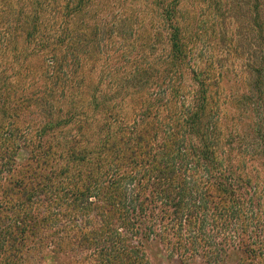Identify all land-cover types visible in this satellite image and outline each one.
<instances>
[{"label": "trees", "instance_id": "1", "mask_svg": "<svg viewBox=\"0 0 264 264\" xmlns=\"http://www.w3.org/2000/svg\"><path fill=\"white\" fill-rule=\"evenodd\" d=\"M136 1L0 5V264H264V0Z\"/></svg>", "mask_w": 264, "mask_h": 264}, {"label": "rangeland", "instance_id": "2", "mask_svg": "<svg viewBox=\"0 0 264 264\" xmlns=\"http://www.w3.org/2000/svg\"><path fill=\"white\" fill-rule=\"evenodd\" d=\"M5 1H11L13 3V10L14 12L18 11V9L20 8V4H16V0H0V5H4ZM136 3H138L137 7L135 8L134 11H136L135 13L141 12L142 9H144V1L141 2V0H137ZM15 14V13H14ZM16 15H13L12 19L15 20ZM12 19L9 21V25L12 26V31L11 34L12 35H20L19 33L21 32L18 29V25L16 22H13ZM232 24V21H230ZM8 26V27H10ZM3 33V32H2ZM1 36V35H0ZM3 36V35H2ZM232 60H234V62L236 63L235 65V71L232 70L231 68V75H230V79L231 82L230 84L228 83V79H227V89H228V93H235L238 91H242V90H248V86L251 84L252 79L250 78V76L246 75L245 79L246 82H244L243 77L240 79H235V77L233 75H237L239 74L240 70H239V60L236 58H233ZM15 59V53L13 52V50H10L9 52H3L1 46H0V90L1 89H6L8 91V94L10 96V99H12L13 101H15V103H18L20 106L24 107L23 109V113L24 116L22 120H20L18 123L13 125L12 131L14 130H18L20 129L18 132L20 133H16L15 131L13 133H15L14 135H17L18 138H21L22 135L24 134H34L36 131V125H38L40 119L38 117V115L36 114V108L35 107H30L27 108L28 106V102L33 99L36 100V97H32L31 94H33V92L37 91V89H39L38 87H33L34 85H32V81H30L33 76L37 77L38 75L36 74V71L34 72L33 75L30 76V74L27 75V73L25 74L23 68H21V66H19L16 62ZM21 75V77L23 78H18L19 76L17 75ZM251 79V81H250ZM243 82V83H242ZM244 85V87H243ZM13 119V118H11ZM11 121V120H10ZM236 123L239 125V128L237 129V131H244L246 129V125H245V121L240 119L239 117L235 118ZM10 123V122H9ZM250 131V130H249ZM250 138L248 139L247 143L249 144H253V136L252 134H249ZM240 147V143L236 144V151L239 149ZM235 151V154H236ZM28 154L26 153L25 149H23L22 151L19 152L18 155V164H24L27 160ZM156 251H154V253L151 254V263L152 264H186L180 261V259H178L175 255L169 254L166 252H161V253H155ZM47 261H42V264H51V260L48 258L46 259ZM196 264H202V263H196ZM231 264V263H230Z\"/></svg>", "mask_w": 264, "mask_h": 264}]
</instances>
